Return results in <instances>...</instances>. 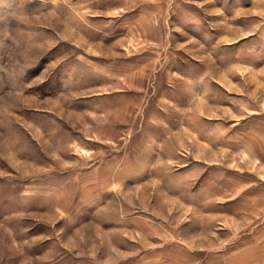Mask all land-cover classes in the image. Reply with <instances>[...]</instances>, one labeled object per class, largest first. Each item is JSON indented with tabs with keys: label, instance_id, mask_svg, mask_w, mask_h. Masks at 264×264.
I'll return each instance as SVG.
<instances>
[{
	"label": "rangeland",
	"instance_id": "rangeland-1",
	"mask_svg": "<svg viewBox=\"0 0 264 264\" xmlns=\"http://www.w3.org/2000/svg\"><path fill=\"white\" fill-rule=\"evenodd\" d=\"M257 116L264 0H0V264H264Z\"/></svg>",
	"mask_w": 264,
	"mask_h": 264
},
{
	"label": "crops",
	"instance_id": "crops-1",
	"mask_svg": "<svg viewBox=\"0 0 264 264\" xmlns=\"http://www.w3.org/2000/svg\"><path fill=\"white\" fill-rule=\"evenodd\" d=\"M250 110L253 113L254 111L260 110L259 105L255 100L250 98ZM258 114V113H257ZM254 133L259 136L260 138H255L254 141L256 142L257 148L259 150L257 154V160L264 162V119L259 118L258 116L255 118L254 121Z\"/></svg>",
	"mask_w": 264,
	"mask_h": 264
}]
</instances>
